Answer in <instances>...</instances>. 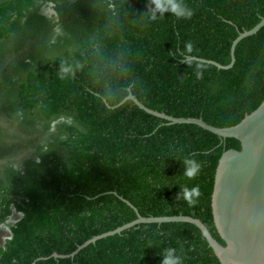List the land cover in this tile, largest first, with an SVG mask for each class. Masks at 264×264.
Instances as JSON below:
<instances>
[{
    "label": "trees",
    "instance_id": "16d2710c",
    "mask_svg": "<svg viewBox=\"0 0 264 264\" xmlns=\"http://www.w3.org/2000/svg\"><path fill=\"white\" fill-rule=\"evenodd\" d=\"M184 3L190 18L152 19L151 0H0V120L18 130L0 140V224L22 213L0 264H161L169 249L182 264H221L189 222L139 223L53 255L135 220L134 206L198 217L225 243L212 194L222 153L240 140L169 123L132 99L118 105L132 92L154 110L227 127L264 100V26L240 40L231 68L192 58L230 63L264 0ZM188 159L200 165L191 179Z\"/></svg>",
    "mask_w": 264,
    "mask_h": 264
},
{
    "label": "water",
    "instance_id": "95a60500",
    "mask_svg": "<svg viewBox=\"0 0 264 264\" xmlns=\"http://www.w3.org/2000/svg\"><path fill=\"white\" fill-rule=\"evenodd\" d=\"M262 26H264V18L252 29L239 34L233 42L231 62L228 64L203 57L192 58L213 63L220 68H231L236 62L237 44L243 38L258 32ZM128 99L134 100L147 112L169 120V123H196L220 137H234L240 140V149L229 148L222 153L216 169L212 194L214 222L225 243L220 242L198 217L183 214L144 216L124 198L136 209L138 217L135 220L88 239L71 254L54 252L53 255L74 256L90 243L139 223L189 222L201 229L221 264H264V100L236 125L218 127L208 123L202 117H177L149 108L132 92L118 105Z\"/></svg>",
    "mask_w": 264,
    "mask_h": 264
},
{
    "label": "clouds",
    "instance_id": "9594fccd",
    "mask_svg": "<svg viewBox=\"0 0 264 264\" xmlns=\"http://www.w3.org/2000/svg\"><path fill=\"white\" fill-rule=\"evenodd\" d=\"M153 4V9L151 13V18L156 19L157 13L163 17L165 12H170L177 18H190L192 15V10L185 3L184 0H151ZM65 72L68 69L64 70ZM185 175L187 177L194 178L200 171V165L195 160L188 159L185 161ZM184 197L188 200L190 204H194L199 195L198 189L194 186L193 188L184 189ZM161 264H182L181 257L178 256L174 250H167L164 255Z\"/></svg>",
    "mask_w": 264,
    "mask_h": 264
},
{
    "label": "rangeland",
    "instance_id": "374dc122",
    "mask_svg": "<svg viewBox=\"0 0 264 264\" xmlns=\"http://www.w3.org/2000/svg\"><path fill=\"white\" fill-rule=\"evenodd\" d=\"M47 13H53V7L49 4L44 8ZM18 133L17 126L12 122L1 118L0 120V140L10 141L15 138V134ZM27 137V136H25ZM21 155V154H20ZM7 158H0V167L2 164L6 163ZM22 213L14 211L10 217V219L6 223L0 224V244H4L5 240L11 236V230L9 223L17 221L21 217Z\"/></svg>",
    "mask_w": 264,
    "mask_h": 264
}]
</instances>
